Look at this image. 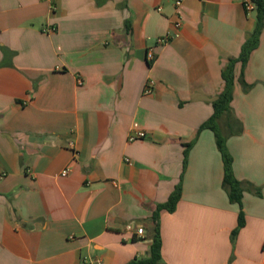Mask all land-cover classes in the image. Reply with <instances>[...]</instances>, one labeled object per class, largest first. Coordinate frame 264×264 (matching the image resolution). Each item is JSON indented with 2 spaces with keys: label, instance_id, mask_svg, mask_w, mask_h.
<instances>
[{
  "label": "crops",
  "instance_id": "obj_1",
  "mask_svg": "<svg viewBox=\"0 0 264 264\" xmlns=\"http://www.w3.org/2000/svg\"><path fill=\"white\" fill-rule=\"evenodd\" d=\"M176 1L0 0V264L147 258L177 186L161 264H264V29L219 120L240 207L201 127L256 14L248 0H185L180 14Z\"/></svg>",
  "mask_w": 264,
  "mask_h": 264
},
{
  "label": "trees",
  "instance_id": "obj_2",
  "mask_svg": "<svg viewBox=\"0 0 264 264\" xmlns=\"http://www.w3.org/2000/svg\"><path fill=\"white\" fill-rule=\"evenodd\" d=\"M255 6V14L257 20V27L254 33L249 37L247 42L244 44L242 53L238 59L230 60L228 66L223 71V81L224 87L218 96V98L213 102L214 113L212 117L202 125L201 129L211 130L215 134L216 143L219 151L221 152L223 162L225 165V178L224 187L227 189L229 194V199L232 203H237L242 207L243 199V188L242 183L236 178L233 168V157L229 152L227 147V140L223 136L220 127L219 120L224 115L231 114V105L234 98V88L236 83L235 69L238 63H241L242 72L239 78L240 83L244 87L248 85L244 81V69L249 61V58L254 50L259 46V41L261 34L264 29V0H251ZM181 186H177L176 190L170 196L168 201L162 205H159L157 211L154 214V220L157 222L155 229V235L153 242L149 251V256L144 259H136L130 264H161L162 262V237L159 227V218L162 211H167L173 213L177 209V205L181 199ZM245 226V214L241 210L239 214L238 226L232 233L233 238L237 236L239 231Z\"/></svg>",
  "mask_w": 264,
  "mask_h": 264
},
{
  "label": "built area",
  "instance_id": "obj_3",
  "mask_svg": "<svg viewBox=\"0 0 264 264\" xmlns=\"http://www.w3.org/2000/svg\"><path fill=\"white\" fill-rule=\"evenodd\" d=\"M184 1H185V0H177V1H176V9H177V12H178L179 14H180V9H181V7H182ZM245 9H246V11H247L248 13L255 12V6H254V4L252 3L251 0L246 1V3H245ZM181 26H182L181 21H178V22L176 23V27L179 29V28H181ZM55 31H56V29L53 28V27H48V28L44 29V32H45V33H54ZM168 41H169L168 36L161 37V38H159V39L157 40V45H163V44H166V43H168ZM147 59H148L149 61H151V62H154V61H155V59H156V55H155L153 49L149 50L148 55H147ZM79 82H80V84H82V81H79ZM153 86H154V82H153L152 80H149V81L147 82V85H146V88H145V93H146V94H150V93H152V91H153ZM145 136H146L145 133L141 132V133H137V134H135V135H131V136L129 137V140H130V141H135V140H137V139H143V138H145ZM69 145H70V147H71L72 149H75V144H74L73 142H71ZM69 172H70V171H69L68 169H65V170L62 172V175H63V176H67V175L69 174ZM126 227H127V230H128V231H136V233H137L138 235H143V234H144V229H143V228H137V229H136L135 225L132 224V223L127 224Z\"/></svg>",
  "mask_w": 264,
  "mask_h": 264
}]
</instances>
